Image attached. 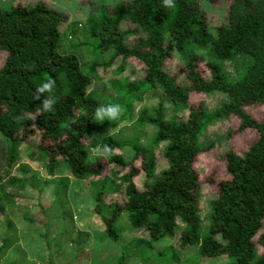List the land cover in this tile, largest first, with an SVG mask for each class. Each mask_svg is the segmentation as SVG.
Listing matches in <instances>:
<instances>
[{"label":"trees","instance_id":"16d2710c","mask_svg":"<svg viewBox=\"0 0 264 264\" xmlns=\"http://www.w3.org/2000/svg\"><path fill=\"white\" fill-rule=\"evenodd\" d=\"M206 1L215 5L223 0ZM226 1L222 22L212 27L201 0H174L175 8L164 7L163 0H110L108 4L89 0L85 32L77 45L60 42V28L68 18L45 0L17 2L9 8L0 3V50L7 54L0 68V137L6 146L0 150V182L9 177L18 149L24 147L29 150L28 161H43L47 176L65 165L73 178L99 184L102 194L108 186L115 190L116 179L127 184L122 207L109 204V213L103 214V201L96 200V212L114 241H118L114 222L123 211L134 230L146 233L148 240L135 238L126 244L135 250L131 257L147 256L155 243L171 238L180 248L199 246L203 257L225 258L223 264H264V118L253 114L264 108V0ZM123 25L129 27L122 29ZM74 28L71 24L67 29L72 33ZM84 46L97 54L109 53L105 66L121 61L114 71L133 61L141 74L135 80H110L109 89L104 84L101 91L92 90L91 85L101 79L98 66L102 63L85 62L79 53ZM172 57L182 62L173 74L166 70ZM181 75L187 85L179 82ZM49 78L56 81L55 111L37 115L36 108L48 94L35 100L36 88ZM157 91L156 108L144 107L134 115L135 103ZM191 94L213 95L217 105L209 109L201 101L192 102ZM109 104L121 105L120 118L96 120V108ZM165 107L174 110L169 119ZM231 117L239 123L236 131L250 130L256 140L244 152L230 148L221 154L226 178L212 182L214 196L206 201L210 217L203 232L202 183L193 164L200 153L220 143L204 145L207 126ZM123 121L131 122L129 130L140 135L121 137L114 132ZM151 126L155 130L148 143L141 144ZM105 144L114 149L110 158L90 165V151ZM159 145L168 162L162 171H156ZM130 148L133 156L126 162L119 152ZM27 166L20 167V177L10 178L8 188L28 189L39 181ZM106 166L111 167L108 174ZM141 172L145 188L140 191L132 179ZM57 182L63 184L61 179ZM14 194L18 196L2 188L6 201L12 202ZM63 215L45 225L46 231L62 227L53 236L56 245L65 238L80 246L86 237L75 235L69 224H58L66 221ZM165 250L176 252L172 245ZM126 254L127 250L122 252L119 263Z\"/></svg>","mask_w":264,"mask_h":264},{"label":"rangeland","instance_id":"374dc122","mask_svg":"<svg viewBox=\"0 0 264 264\" xmlns=\"http://www.w3.org/2000/svg\"><path fill=\"white\" fill-rule=\"evenodd\" d=\"M34 0H0L2 6L9 8L12 4L17 2H33ZM89 0H45V3L55 11L64 14L68 21L60 28L62 31L63 44L69 41L73 45H77L82 40L81 35L85 32L83 22L89 14V5L86 3ZM98 1V0H97ZM92 0V3H96ZM106 4L110 0H106ZM204 10L207 12L208 23L214 27L220 24L227 11L228 1L223 0L215 5H209L206 0H201ZM71 24L76 25L72 33L67 29ZM129 25H123L122 29H127ZM68 42V44H70ZM79 53L84 55L85 62L91 64L92 62L102 63L99 67V77L90 87L101 91L105 85V89H109L110 80H122L129 78L135 80L141 74V68L133 61H125L122 63L123 68L120 71H114L120 66L121 61L114 64L105 66L110 60L109 53L103 52L101 54L94 53L91 48L84 46L79 48ZM202 54V53H201ZM7 54L0 50V68L3 66ZM182 62L178 57H172L168 60L166 65L167 72L174 73ZM179 82L182 85H187V80L184 75H181ZM111 94V91H105ZM155 94L146 93L140 101L135 103L134 115L142 108H156L159 100ZM190 99L192 102L201 101L204 105L212 109L217 105V97L205 96L204 94H191ZM180 109V107H178ZM182 109V108H181ZM174 114V110L170 107H165L164 115L169 119ZM179 111L176 116H179ZM254 116L258 119L264 118V108H259L254 111ZM132 123L123 121L116 126L114 132H119L121 137H127L128 134L140 135L136 131H131L129 128ZM239 123L235 118L219 119L207 126L204 136V145L209 141H220L219 144L212 146L211 149L200 153L194 160V168L199 175L201 181V201H200V216H201V229L206 231V224L208 223L209 205L206 203L214 196V185L212 182L218 179L226 178L224 174V161L220 156L226 150L233 148L238 152H244L248 146L253 144L256 136L250 130L236 131ZM154 128L151 126L146 129L144 137H142L141 144H147ZM231 131V135H227ZM110 133V132H109ZM113 133V132H111ZM147 138V139H146ZM149 138V139H148ZM204 140V137L202 138ZM148 140V141H147ZM3 139L0 137V150L6 147L3 144ZM27 141L26 143H28ZM161 146L156 148V171H162L168 167V162L164 159ZM19 158L13 164L12 169L8 172L9 177L0 182V205L3 208V213H0V264H223L225 258H206L203 257L198 249L199 246L192 245L185 248H180L178 244L172 243L171 238L163 239L159 243L153 245L152 250L146 255L131 257L130 254L134 253L131 247H126L135 238H142L148 240L146 233L142 230H134L133 227L126 219V212L118 213L114 222L115 230L117 231L118 241L112 240L105 231V226L100 217H97L96 200L103 201L101 206L102 213L107 212L109 204H115L122 207L124 200V190L127 186L117 179L115 182V190H112L106 184L107 189L102 194V189L99 184L92 182L89 179H75L71 173L65 168V165H60L59 169L53 176H47L44 169V163L41 160L28 161V149L19 147ZM120 157L126 162L132 159V149H123L119 152ZM3 154L0 152V159ZM95 155L92 151L89 153L88 163L95 164L100 159H109ZM28 163L27 169L30 175L37 174L38 182L31 184L33 187L28 189L12 190L8 188V181L10 178H18L21 176L20 167ZM111 170L110 166H106L105 174ZM127 170V169H126ZM2 172V171H1ZM59 179L63 184L57 182ZM133 184L138 190L145 188V175L141 172L139 176L133 177ZM2 188L7 189L8 192H17L18 196H14L12 202L6 201V196L2 195ZM38 193V194H37ZM65 213L67 219L62 224L70 225V229L75 235L86 237L79 246L76 243H71L65 238L57 240L58 245L54 240V235L62 230V227L50 228L46 231V226L55 218H63ZM110 215V214H109ZM72 217V218H71ZM25 218V219H24ZM60 220V219H59ZM58 221V220H57ZM9 224V226H8ZM11 225V226H10ZM179 227H182L178 223ZM179 228L176 229L178 232ZM49 235L48 237H45ZM5 237V238H4ZM176 238V237H175ZM2 239L8 244L4 245ZM45 241L47 246L45 247ZM168 245H172L176 252L165 250ZM51 246V250H50ZM125 246L126 248L124 249ZM127 250V257L119 263L122 252ZM52 253L48 255V252ZM159 251H164L163 255L157 257L154 255ZM154 255H152V254ZM51 258L53 261H49Z\"/></svg>","mask_w":264,"mask_h":264},{"label":"clouds","instance_id":"9594fccd","mask_svg":"<svg viewBox=\"0 0 264 264\" xmlns=\"http://www.w3.org/2000/svg\"><path fill=\"white\" fill-rule=\"evenodd\" d=\"M163 5L166 8H175L174 0H163ZM56 87L55 79H47L43 82L40 86L36 88V94L34 95L35 100H39L41 95H45V99L42 101L41 105L36 108L37 115L40 113H54L55 108V98L52 95ZM122 107L118 104H109L107 106L100 105L96 108L95 111V119L98 121H112L117 120L122 115ZM114 149L105 144V145H97L95 148L92 149V152L100 157L107 158L113 153Z\"/></svg>","mask_w":264,"mask_h":264}]
</instances>
